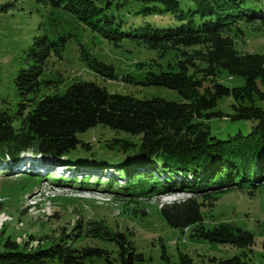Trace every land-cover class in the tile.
Returning <instances> with one entry per match:
<instances>
[{"label":"trees","instance_id":"obj_1","mask_svg":"<svg viewBox=\"0 0 264 264\" xmlns=\"http://www.w3.org/2000/svg\"><path fill=\"white\" fill-rule=\"evenodd\" d=\"M44 1L115 46L137 43L157 53L156 59L137 63L148 69L136 80L130 75L120 78L113 65L80 44V61L91 72L175 90L182 101L139 99L78 81L62 94L52 93L58 83L49 75L52 59L62 58L69 37H36L25 53L27 66L15 80L17 109L0 111V170L20 164L25 153L34 152L45 161L59 162L70 174L109 171L108 176H94L93 187L115 193L124 188L129 199L116 194L109 204L121 205L124 215L131 211L141 219L147 217L138 208L141 200L191 193L192 197L160 208L170 227L190 233L191 238L251 248L253 233L230 223L208 228L205 221L218 194L247 188L253 196L264 188V54L240 51L236 43L244 35L241 24L260 23L264 28V0ZM223 73L243 84L225 85L220 80ZM223 98L233 99L230 113L217 109ZM215 122L222 126L214 128ZM96 127L137 140H110L105 146L114 156L78 152L82 143L78 134ZM89 146L81 149L87 151ZM46 175L67 185L81 180L75 175ZM126 178L128 183L120 185ZM67 225L56 237L55 230L31 235V241L38 243L35 247L1 233L0 264H154L138 251L132 232L118 229V223L78 220L73 227ZM246 257H214L210 264H250ZM179 258L177 264H195L188 255L180 253ZM162 259L161 264H171L164 245Z\"/></svg>","mask_w":264,"mask_h":264},{"label":"rangeland","instance_id":"obj_2","mask_svg":"<svg viewBox=\"0 0 264 264\" xmlns=\"http://www.w3.org/2000/svg\"><path fill=\"white\" fill-rule=\"evenodd\" d=\"M184 2L185 0H182V4ZM240 27L244 35L236 39L238 50L264 54V28L261 24H241ZM60 35L69 37V40L62 58L52 59L49 75L58 82L51 90L52 93L62 94L69 85L78 81L96 83L110 93L129 94L139 99L162 98L168 101H182V97L175 90L145 87L100 76L91 72L79 58V45L83 44L99 60L113 65L120 78L130 75L137 80L148 69L137 67V63L156 59L155 51L130 42L115 46L49 1L0 0V111L8 110L14 113L17 109L19 96L15 80L19 71L27 66L25 53L34 39L41 36L56 39ZM220 80L229 87L243 84L242 81L230 79L226 73L221 75ZM232 101V98H223L217 109L230 113L232 108L229 105ZM219 126H222V123H214V128ZM78 138L85 143H91L92 148L99 153H110L112 156L114 154L105 146L110 140L130 139L125 133L117 134L103 127L78 134ZM61 166L53 160L52 165L47 166L48 173L64 176L62 169L58 168ZM31 173V170L11 164L0 170V234L6 233L4 238L11 237L20 245L28 242L31 247H35L38 243L31 241L30 236L49 234L51 230H55L53 235L56 237L61 231V226L67 222L70 223L67 226L73 227L78 220H101L111 226L118 223V229L132 232L138 251L151 258L154 264L164 263L163 245L171 264L180 262V253L188 255L195 264H210V258L230 259L235 255H246L250 264H264V188L253 196L247 188L218 194L215 209L207 215L205 225L208 228L213 227L215 223H230L253 233L254 245L251 248L239 249L191 238L190 233L170 227L162 217L160 208L180 202V195L184 196L183 193L158 195L141 200L138 208L147 212V217L141 219V216H135L131 211L124 215L119 209L121 205L109 204L116 194L128 200L127 190L122 188L120 193H115L110 189L93 187V184L97 183L94 176H108L111 174L109 171L87 169L80 170L78 174H66L81 178L79 181L74 180L77 183H71L72 185H67L66 181L59 183V178L58 182H52V178L45 173ZM89 175L88 180L83 178ZM123 183H128L127 178L120 180V185ZM188 194L191 196V193ZM1 251H4V239L0 241Z\"/></svg>","mask_w":264,"mask_h":264},{"label":"water","instance_id":"obj_3","mask_svg":"<svg viewBox=\"0 0 264 264\" xmlns=\"http://www.w3.org/2000/svg\"><path fill=\"white\" fill-rule=\"evenodd\" d=\"M129 137H130L131 141L137 139V138H133V137H131V136H129ZM79 140H80V139H79ZM80 141H81L82 143L80 144L81 147L77 150L78 152H79V151H83V152L88 153V154H96V156H104V155H105V156H110V153H107V154H106V153H99L98 151L94 150V149L92 148L93 146L91 145V143H85V142H83L82 140H80ZM135 141H136V140H135ZM132 142H134V141H132ZM85 144H86V145L89 144V145L91 146V147L89 146L91 149H89V150H87V151L82 150L81 148H82V146L85 145ZM109 152H110V151H109ZM111 152H112V151H111ZM112 154H113V152H112Z\"/></svg>","mask_w":264,"mask_h":264},{"label":"bare ground","instance_id":"obj_4","mask_svg":"<svg viewBox=\"0 0 264 264\" xmlns=\"http://www.w3.org/2000/svg\"><path fill=\"white\" fill-rule=\"evenodd\" d=\"M183 195H184V198H189L190 197L188 193H184Z\"/></svg>","mask_w":264,"mask_h":264}]
</instances>
